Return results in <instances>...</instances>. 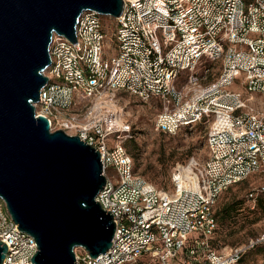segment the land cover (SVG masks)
Instances as JSON below:
<instances>
[{
    "label": "built area",
    "instance_id": "built-area-1",
    "mask_svg": "<svg viewBox=\"0 0 264 264\" xmlns=\"http://www.w3.org/2000/svg\"><path fill=\"white\" fill-rule=\"evenodd\" d=\"M123 2L110 58L103 16L94 11L79 16L76 44L53 36L34 104L51 132L76 136L100 156L105 185L95 201L112 214V246L95 259L78 249L75 263L238 264L264 249V231L242 245L215 246V207L229 188L264 171V0ZM235 81L242 92L231 89ZM121 92L156 105L157 133L207 124V159L175 164L167 189L136 174ZM263 196L264 183L244 199L255 210ZM16 227L0 198L2 264H32L36 242Z\"/></svg>",
    "mask_w": 264,
    "mask_h": 264
},
{
    "label": "water",
    "instance_id": "water-1",
    "mask_svg": "<svg viewBox=\"0 0 264 264\" xmlns=\"http://www.w3.org/2000/svg\"><path fill=\"white\" fill-rule=\"evenodd\" d=\"M123 0H0V198L37 245L32 264H76L112 246V214L95 201L105 185L100 156L76 136L51 132L34 104L46 85L53 36L76 44L85 11L118 18ZM7 244L0 241V264Z\"/></svg>",
    "mask_w": 264,
    "mask_h": 264
},
{
    "label": "rangeland",
    "instance_id": "rangeland-1",
    "mask_svg": "<svg viewBox=\"0 0 264 264\" xmlns=\"http://www.w3.org/2000/svg\"><path fill=\"white\" fill-rule=\"evenodd\" d=\"M102 20L106 33L104 57L110 58L114 55L112 34L115 22L110 17H103ZM231 89L243 91L237 81ZM117 100L134 134V138L125 143V148L133 159L134 172L157 188H169L170 171L175 164L184 163L191 157L199 162L207 159V124L182 128L174 135L160 134L154 130L155 115L159 109L153 102L143 104L125 92L119 93ZM263 183L264 171L252 175L221 196L215 207L218 225L214 240L218 247L242 245L264 231V212L259 209L250 210V204L244 199L251 187ZM232 201H239L237 211L228 217H221L220 208ZM78 249L80 248L75 251L78 252ZM239 264H264V251L256 249L247 252Z\"/></svg>",
    "mask_w": 264,
    "mask_h": 264
},
{
    "label": "trees",
    "instance_id": "trees-1",
    "mask_svg": "<svg viewBox=\"0 0 264 264\" xmlns=\"http://www.w3.org/2000/svg\"><path fill=\"white\" fill-rule=\"evenodd\" d=\"M245 182V181H244ZM242 184V183H241ZM240 185V184H239ZM238 186V185H237ZM236 187V186H234ZM233 187L229 188L232 189ZM227 190V191H229ZM226 191V192H227ZM225 192V193H226ZM246 194V193H245ZM239 201H232L230 203H227V204H224L221 208H220V211H219V214L221 215V217H228L229 215H231L233 212L237 211L238 207H239ZM256 209H259L261 211L264 212V196L259 198L258 202H257V208ZM215 216H216V219H217V225H218V213L215 212ZM217 230V229H216ZM216 240H213V243L215 246H217L215 244ZM256 249H259V250H262L264 251V249H261V248H256ZM256 249H253V250H256ZM252 251V250H251ZM250 252V251H249ZM241 261V260H240ZM239 261V262H240ZM239 264V263H238Z\"/></svg>",
    "mask_w": 264,
    "mask_h": 264
}]
</instances>
